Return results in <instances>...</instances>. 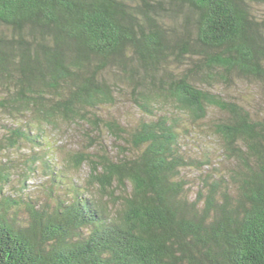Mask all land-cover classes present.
<instances>
[{
    "label": "trees",
    "instance_id": "obj_1",
    "mask_svg": "<svg viewBox=\"0 0 264 264\" xmlns=\"http://www.w3.org/2000/svg\"><path fill=\"white\" fill-rule=\"evenodd\" d=\"M256 1L0 0L3 148L28 143L24 160L51 169L42 136L60 122L105 128L116 145L89 133L67 161L87 166L89 188L28 206L26 223L6 217L1 169L0 264H264V114L209 87H264ZM124 90L141 112L129 127L95 112ZM210 107L229 168L191 197L183 172L202 162L182 150L181 121Z\"/></svg>",
    "mask_w": 264,
    "mask_h": 264
},
{
    "label": "rangeland",
    "instance_id": "obj_2",
    "mask_svg": "<svg viewBox=\"0 0 264 264\" xmlns=\"http://www.w3.org/2000/svg\"><path fill=\"white\" fill-rule=\"evenodd\" d=\"M254 12L264 17V0L253 3ZM218 92L225 100L241 101L258 115L264 114V87L254 80H236L229 84L216 83L209 86ZM97 115L107 120L114 118L123 125L135 124L141 117V112L130 102L127 93H121L114 104L100 105L95 109ZM224 114L215 107L208 108L207 116L199 122L183 118L180 131V145L185 154L192 156L202 164L198 167H189L183 174L188 186L187 191L194 197L201 179L205 174L226 173L229 163L224 160L218 137L212 133L211 125ZM18 123V120H15ZM13 121L0 114V173L5 168L9 182L3 184L4 197H10L11 204L6 217L13 224L26 223L29 218L28 206L38 208L51 204L56 198H71L74 190L86 191L88 168L82 165L79 169L68 164L69 155L77 150H84L89 146L88 134L91 133L93 141L106 144L111 153L116 147L111 135L105 128L85 130L82 124L60 122L56 127L45 129L42 136L45 145H50L51 169L46 168L36 160H24L26 154L32 152L28 143L19 148L5 149L3 136L6 134L4 124ZM129 125H127L129 127ZM93 149V148H92ZM34 150H38L36 147ZM31 165L35 171L31 170ZM71 196V197H70ZM1 200V194H0Z\"/></svg>",
    "mask_w": 264,
    "mask_h": 264
}]
</instances>
